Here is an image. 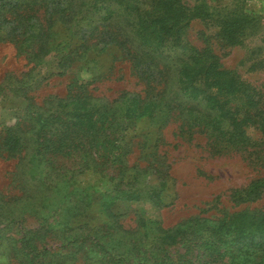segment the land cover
Instances as JSON below:
<instances>
[{
    "label": "rangeland",
    "instance_id": "obj_1",
    "mask_svg": "<svg viewBox=\"0 0 264 264\" xmlns=\"http://www.w3.org/2000/svg\"><path fill=\"white\" fill-rule=\"evenodd\" d=\"M71 6L84 19L55 24L39 64L0 40V264H264V190L246 197L264 180V0ZM45 12L34 7L44 27ZM166 12L181 24L148 49L151 77L128 53L143 48L134 31ZM200 58L211 72L188 78ZM125 94L200 109L209 134L181 132L187 112L164 125L158 112L127 115ZM236 122L246 148L214 145Z\"/></svg>",
    "mask_w": 264,
    "mask_h": 264
},
{
    "label": "trees",
    "instance_id": "obj_2",
    "mask_svg": "<svg viewBox=\"0 0 264 264\" xmlns=\"http://www.w3.org/2000/svg\"><path fill=\"white\" fill-rule=\"evenodd\" d=\"M26 1L28 2L26 3ZM73 1L74 0H17L12 8L7 9H4L1 7L2 5H0V40L14 41L17 43L22 54H26L33 61L35 60L36 64H39L44 56L40 55L48 53L49 51L48 42L54 36L52 28L55 24L60 22L73 30L81 24L82 20L80 19H84L82 14H77L76 11L71 8L73 7L71 6ZM23 4H26L25 8H23ZM39 5L46 9L45 15L47 18L45 27L41 19L33 13L34 7ZM172 16L170 12H166L161 19L153 18L150 24H145L134 31L133 38L141 43L143 48L142 50H137L134 45H131L133 51L128 54L133 57L136 68L140 70L147 69L148 72L151 71V77H155V70H157L158 64L155 56L148 53V49L154 48L155 45H157V47L163 46L164 43L172 37L174 30L179 28L181 22L178 19L174 21L173 25L169 26V24H171L170 20L173 18ZM92 35V31L90 33L85 31L84 38H86V40L84 43L76 46L74 52H79V48L86 45L88 38H92ZM167 37L169 38L167 39ZM110 38L113 39V36ZM119 38V40H115L114 38L113 41L115 40L116 45L123 47V36L120 35ZM124 38L127 43L131 41L130 35L127 33ZM37 42H41V44L33 51L32 49ZM79 55L81 56V54ZM71 62L72 61H68V63L63 64L62 67L65 68ZM213 65L214 63H211V59H196V63L186 69L188 72L187 76L188 78L199 76L200 72H204L206 69L211 72ZM219 74L222 75V73ZM7 82H9L7 85L11 86V82ZM215 87L223 91L227 90L228 86L224 83L222 78H218ZM120 99V101L126 102L127 115H132L138 108L143 109V114H149L150 116H154L155 113L158 112L156 117H158L160 122H163V125L170 119L171 113L174 111H178L177 116L180 118L187 112V117L181 119V132L192 134L195 129L197 132L206 135L209 134V115L206 112H202L200 109L192 107L181 108V106H179V109L177 107L172 108L173 104L165 99L163 100V98L155 102L153 100H144L136 94H125ZM64 102L65 100H60L59 105ZM106 107H109V110L112 109L109 105H106L105 108ZM242 125L243 123L236 122L233 131L228 133V140L224 138L227 133H223L222 137L215 133H211L210 137L213 139V144L222 147V144L226 141L231 146H235L236 142H238L241 146L240 148H246L245 146L249 144V138L245 137L244 131H241ZM259 129L264 133V125H259ZM261 190H264V180L262 179L249 186L246 190V197L259 196Z\"/></svg>",
    "mask_w": 264,
    "mask_h": 264
}]
</instances>
